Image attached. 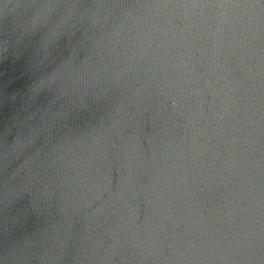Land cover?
Masks as SVG:
<instances>
[{
	"label": "water",
	"instance_id": "water-1",
	"mask_svg": "<svg viewBox=\"0 0 264 264\" xmlns=\"http://www.w3.org/2000/svg\"><path fill=\"white\" fill-rule=\"evenodd\" d=\"M13 245L264 264V0H0V264Z\"/></svg>",
	"mask_w": 264,
	"mask_h": 264
},
{
	"label": "clouds",
	"instance_id": "clouds-1",
	"mask_svg": "<svg viewBox=\"0 0 264 264\" xmlns=\"http://www.w3.org/2000/svg\"><path fill=\"white\" fill-rule=\"evenodd\" d=\"M44 8H50L51 6H43ZM224 8H228V7H221V9ZM21 13H19L18 11H9L6 12L3 17H8V16H13L14 18H17L18 15H20ZM39 16V12L34 14L33 20L31 22V30L29 31H24L20 33V38H22L25 35L31 34L35 31L36 29V19ZM59 36L57 33H53L51 35V37H43L40 41L42 47H44L45 49H47L49 52H54L56 47L58 46V41H59ZM57 68V67H56ZM56 68L51 72L48 73L44 76H42L37 83L34 85L33 89H32V93L33 95L38 94L39 91L42 88H46V84L49 83L56 71ZM27 143H31V141H28ZM27 143L22 142L20 140H16L12 149H11V153L14 157L19 156L21 154V151L23 150L24 147L27 146ZM27 161H24L23 164L21 165V167L24 166V164H26ZM20 257H19V248H17L15 245H13L9 252L7 257H5V260L7 261V264H18Z\"/></svg>",
	"mask_w": 264,
	"mask_h": 264
}]
</instances>
